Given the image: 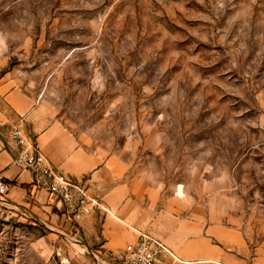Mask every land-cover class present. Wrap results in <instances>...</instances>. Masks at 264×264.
I'll list each match as a JSON object with an SVG mask.
<instances>
[{
    "label": "rangeland",
    "instance_id": "374dc122",
    "mask_svg": "<svg viewBox=\"0 0 264 264\" xmlns=\"http://www.w3.org/2000/svg\"><path fill=\"white\" fill-rule=\"evenodd\" d=\"M3 73L156 200L162 262L264 264V0H0ZM34 218L0 200V264H97Z\"/></svg>",
    "mask_w": 264,
    "mask_h": 264
},
{
    "label": "crops",
    "instance_id": "0c3cea01",
    "mask_svg": "<svg viewBox=\"0 0 264 264\" xmlns=\"http://www.w3.org/2000/svg\"><path fill=\"white\" fill-rule=\"evenodd\" d=\"M11 76L0 74V181L7 186L6 199L14 207L29 210L34 219L79 242L92 252L97 264L117 263L126 244L136 242L141 234L161 236V229L151 223L149 214L156 200H148L135 181L125 174L116 158L102 159L79 145L60 124L45 120L29 96L14 85ZM18 126L49 158L60 172L81 182L87 190L92 213L77 222L67 219L66 206L47 187L37 181L32 171L15 163L19 147L9 138V130ZM26 185L27 187H23ZM163 256L160 254V259ZM160 264H246L243 258L229 255L166 257Z\"/></svg>",
    "mask_w": 264,
    "mask_h": 264
},
{
    "label": "built area",
    "instance_id": "2783aa9c",
    "mask_svg": "<svg viewBox=\"0 0 264 264\" xmlns=\"http://www.w3.org/2000/svg\"><path fill=\"white\" fill-rule=\"evenodd\" d=\"M1 127V124H0ZM10 140L19 147L15 163L33 172L35 179L66 206L67 219L77 222L92 213L85 186L68 174L58 171L41 149L18 126L9 130ZM7 186L0 181V200H6ZM157 238L141 234L136 242L126 244L121 264H160V254L169 253Z\"/></svg>",
    "mask_w": 264,
    "mask_h": 264
},
{
    "label": "trees",
    "instance_id": "16d2710c",
    "mask_svg": "<svg viewBox=\"0 0 264 264\" xmlns=\"http://www.w3.org/2000/svg\"><path fill=\"white\" fill-rule=\"evenodd\" d=\"M3 182H5V183H13V182H10V181H8V180H6V179H3L2 180ZM14 184V183H13ZM23 187H27L26 185H23Z\"/></svg>",
    "mask_w": 264,
    "mask_h": 264
}]
</instances>
